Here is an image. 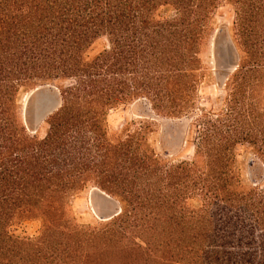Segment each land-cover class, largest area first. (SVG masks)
Listing matches in <instances>:
<instances>
[{
    "label": "trees",
    "instance_id": "trees-1",
    "mask_svg": "<svg viewBox=\"0 0 264 264\" xmlns=\"http://www.w3.org/2000/svg\"><path fill=\"white\" fill-rule=\"evenodd\" d=\"M219 1L0 0V264H264V186L234 171L240 144L264 169V0H228L242 56L223 106L193 114L190 160L108 126L135 101L192 114ZM40 82L61 100L42 137L18 103ZM92 187L120 208L83 223L71 200Z\"/></svg>",
    "mask_w": 264,
    "mask_h": 264
},
{
    "label": "rangeland",
    "instance_id": "rangeland-1",
    "mask_svg": "<svg viewBox=\"0 0 264 264\" xmlns=\"http://www.w3.org/2000/svg\"><path fill=\"white\" fill-rule=\"evenodd\" d=\"M232 11L228 0L219 1V7L215 13L216 23L200 54L203 76L197 86V98L192 114L189 113L188 117H165L150 112L148 107L139 101H135L109 111L107 117L109 131L112 132L122 128L135 129L137 126L149 125L150 131L147 133V137L159 159L171 163L190 160L193 155L195 136L193 117L198 112V108L217 111L223 106L227 95L225 83L234 69L227 70L224 65L228 57H231L232 63L236 67L242 56V48L231 32ZM104 45V40L96 41L86 55L88 57L94 55ZM51 85L57 87L55 82H40L32 88L21 90L18 94L23 122L29 132L39 137H42L47 129L46 118L43 119L36 130L30 131L29 127L34 123L36 117L37 93L43 91V89H49ZM58 97H60L59 90ZM190 111L191 109L188 110V112ZM253 157L247 145H237L235 150V174L245 183L253 181L264 186V169ZM102 192L100 189L92 187L79 192L72 198V209L80 218V221L95 223L96 220H101L99 216L107 215L116 208L119 210L120 205L117 199L105 192L102 194ZM37 228V222L28 221L17 232L20 234H34Z\"/></svg>",
    "mask_w": 264,
    "mask_h": 264
},
{
    "label": "water",
    "instance_id": "water-1",
    "mask_svg": "<svg viewBox=\"0 0 264 264\" xmlns=\"http://www.w3.org/2000/svg\"><path fill=\"white\" fill-rule=\"evenodd\" d=\"M224 67L227 70H230L234 67L231 57H228ZM37 94L38 101L36 105V117L34 123L29 127L30 131L36 130L43 119L46 118V116H48L60 104V97H58V88L55 85H51L48 90L39 91ZM102 194L104 193L102 192ZM118 211V208H116L113 212L104 216H99V218L101 220L109 219Z\"/></svg>",
    "mask_w": 264,
    "mask_h": 264
},
{
    "label": "bare ground",
    "instance_id": "bare-ground-1",
    "mask_svg": "<svg viewBox=\"0 0 264 264\" xmlns=\"http://www.w3.org/2000/svg\"><path fill=\"white\" fill-rule=\"evenodd\" d=\"M224 44H225V43H224ZM221 45H222V44H221ZM231 49H232V48H231ZM227 50H228V49H227ZM227 50H226V51H227ZM229 51H230V50H229ZM225 53H226V52H225ZM227 53H228V52H227ZM228 55H229V54H228ZM233 68H235V67H233ZM43 90H44V89H43ZM47 90H48V89H47ZM35 92H36V91H35ZM60 101H61V100H60ZM26 116H27V115H26ZM27 117H28V116H27ZM32 117H33V116H32ZM99 193H100V192H99Z\"/></svg>",
    "mask_w": 264,
    "mask_h": 264
}]
</instances>
